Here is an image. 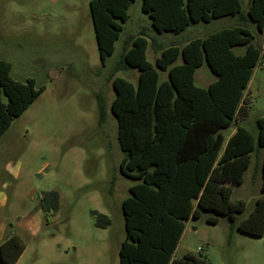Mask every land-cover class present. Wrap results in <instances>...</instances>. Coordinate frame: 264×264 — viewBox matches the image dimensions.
I'll return each instance as SVG.
<instances>
[{
  "label": "rangeland",
  "instance_id": "rangeland-1",
  "mask_svg": "<svg viewBox=\"0 0 264 264\" xmlns=\"http://www.w3.org/2000/svg\"><path fill=\"white\" fill-rule=\"evenodd\" d=\"M248 1L242 0L244 11ZM128 13L115 53L103 66L90 0H0V60L11 65L14 79L33 78L38 87H46L0 139V186L7 180L5 164H22L19 178L10 179L9 205L0 210V217L14 226V232L26 244L16 264H119L120 248L126 239L122 203L130 196V187L138 183L121 173L125 155L111 111L115 92L110 74L121 59L124 40L145 32L149 41L147 60L154 64L160 54L153 49L152 40L164 48L181 47L237 24L236 18L227 17L192 24L180 34H159L142 11V0H135ZM263 42L264 37L258 34L254 43L262 46ZM244 50L239 47L235 52L242 54ZM159 74L161 81L168 77L166 72ZM138 76L137 69L115 75L135 86ZM213 81L207 64L197 70V87L207 88ZM246 91L249 114L240 117L238 125L256 138V120L264 115V59L255 68ZM100 92L107 102L102 127L96 99ZM250 93L254 95L249 97ZM236 125L234 121L221 132L224 145ZM263 160L264 147L252 154L243 184L233 189L232 200L246 204L237 214L238 220L251 214L261 196ZM50 191L60 195L59 212L46 215L37 231L19 228L41 218L38 199ZM93 211L109 217L111 226L97 228ZM209 217H217L218 223L210 224ZM186 254L207 264H264V235L243 234L227 216L202 212L199 218L187 221L173 258L182 259Z\"/></svg>",
  "mask_w": 264,
  "mask_h": 264
},
{
  "label": "trees",
  "instance_id": "trees-1",
  "mask_svg": "<svg viewBox=\"0 0 264 264\" xmlns=\"http://www.w3.org/2000/svg\"><path fill=\"white\" fill-rule=\"evenodd\" d=\"M135 0H90L100 61L106 65L129 20ZM142 11L159 34L184 32L190 25L236 18L237 24L183 46L162 47L152 40L160 56L147 60L146 33L128 35L122 55L110 74L115 98L111 111L118 124V142L124 158L121 173L138 181L122 203L126 239L119 252V264H207L192 254L174 259V253L191 218L202 212L227 216L232 226L252 237L264 235V160L261 196L251 214L242 220L237 214L245 202L233 201V189L243 184L252 154L264 147V115L256 120L255 136L237 124L225 144L222 131L249 114L245 91L254 70L264 59L263 47L256 45L264 34V0H142ZM257 32V33H256ZM244 48L242 54L235 50ZM181 64H176L178 60ZM207 64L216 80L207 88L195 85V73ZM137 69L138 83L115 77ZM159 71L167 73L160 80ZM33 78L19 81L11 76V65L0 60V139L13 123L45 91ZM99 127L107 118L103 93L96 95ZM40 207L47 215L60 208L57 192L43 193ZM96 227L107 229L112 222L92 212ZM217 224V217H209ZM26 244L16 234L0 245V262L16 264Z\"/></svg>",
  "mask_w": 264,
  "mask_h": 264
},
{
  "label": "crops",
  "instance_id": "crops-1",
  "mask_svg": "<svg viewBox=\"0 0 264 264\" xmlns=\"http://www.w3.org/2000/svg\"><path fill=\"white\" fill-rule=\"evenodd\" d=\"M258 35V34H257ZM257 35H256V37H257ZM259 35H262L263 37H264V34H259ZM263 45H264V42H263ZM263 45L261 46V47H263ZM160 54V53H159ZM262 67V66H261ZM197 72V71H196ZM195 76H196V73H195ZM253 76H254V73H253ZM253 76H252V78H253ZM139 77V76H138ZM252 78H251V80H252ZM216 80V77L214 76V81ZM213 81V82H214ZM250 83H251V81H250ZM250 83H249V85H250ZM249 85H248V87H249ZM248 87H247V89H248ZM247 92V91H246ZM246 92H245V99H246V101H247V98H246V95L247 94H249V93H247L246 94ZM43 94V93H42ZM41 94V95H42ZM40 95V96H41ZM254 94H251L250 93V95H249V97H252ZM39 96V97H40ZM39 97H38V99H39ZM37 99V100H38ZM36 100V101H37ZM35 101V102H36ZM251 101H252V98H251ZM248 102V101H247ZM238 124V123H237ZM236 127H237V125H236ZM21 169H22V164H21V162H17V163H14V162H7L6 164H5V167H4V174L6 175V181L2 184V186H0V210L2 209V208H7L8 207V205H9V196H8V194H7V191H8V189H9V187H10V179H13V180H17L18 178H19V176H20V173H21ZM41 175V174H40ZM54 192H57V191H54ZM58 193V192H57ZM59 194V193H58ZM59 197H60V195H59ZM38 201L40 202V198L38 199ZM39 207H40V205H39ZM40 210H41V213L42 214H40L41 215V218L40 217H37L36 218V220L34 221V222H27V223H25V224H23L22 226H19V228H21V229H25V230H32V231H37L38 229H39V227L41 226V223H42V220H43V218L44 217H46V215L47 214H45L43 211H42V209H41V207H40ZM45 215V216H44ZM13 226V225H12ZM12 226H10V224L6 221V220H4V219H2L1 217H0V245L1 244H3L4 243V241L9 237V236H11V235H13V234H16V235H18L17 233H15L14 232V226L12 227ZM18 229V228H17ZM21 229H19V230H21Z\"/></svg>",
  "mask_w": 264,
  "mask_h": 264
},
{
  "label": "water",
  "instance_id": "water-1",
  "mask_svg": "<svg viewBox=\"0 0 264 264\" xmlns=\"http://www.w3.org/2000/svg\"><path fill=\"white\" fill-rule=\"evenodd\" d=\"M0 264H2V263L0 262Z\"/></svg>",
  "mask_w": 264,
  "mask_h": 264
},
{
  "label": "built area",
  "instance_id": "built-area-1",
  "mask_svg": "<svg viewBox=\"0 0 264 264\" xmlns=\"http://www.w3.org/2000/svg\"><path fill=\"white\" fill-rule=\"evenodd\" d=\"M261 67V66H260Z\"/></svg>",
  "mask_w": 264,
  "mask_h": 264
}]
</instances>
